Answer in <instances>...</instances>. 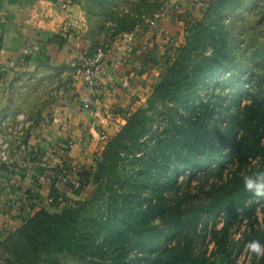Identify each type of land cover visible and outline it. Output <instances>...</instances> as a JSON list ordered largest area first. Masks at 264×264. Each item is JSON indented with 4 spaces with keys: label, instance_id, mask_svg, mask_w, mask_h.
<instances>
[{
    "label": "trees",
    "instance_id": "16d2710c",
    "mask_svg": "<svg viewBox=\"0 0 264 264\" xmlns=\"http://www.w3.org/2000/svg\"><path fill=\"white\" fill-rule=\"evenodd\" d=\"M245 2L208 0L204 17L185 16L187 36L170 57L167 49L162 54L166 62L146 104L128 112L119 130L106 137L96 165L75 169L77 163L61 158L51 167L54 172L67 167L72 177L76 170L80 186L70 184L69 190L78 196L90 191L94 181L96 189L89 198L73 201L58 178L51 180V208L28 212L21 226L0 240V264H52L58 253L77 255L84 264H134L139 259L143 264H224L247 241L264 243L258 197L244 192L241 181L244 173L264 169V91L233 73L224 14L206 18L212 8L236 9ZM150 59L157 62L155 55ZM226 81L240 83L230 98L215 92ZM244 83L248 86L241 87ZM57 146L69 149L64 143ZM32 152V160H38L39 151ZM252 160L261 163L246 168ZM227 162L235 168L224 174ZM198 172L212 176L192 191L180 177L190 180ZM104 188L110 200L101 214ZM238 215L247 227L234 241L230 230ZM207 233L214 243L209 255L198 251ZM250 264H264V258L252 255Z\"/></svg>",
    "mask_w": 264,
    "mask_h": 264
},
{
    "label": "crops",
    "instance_id": "0c3cea01",
    "mask_svg": "<svg viewBox=\"0 0 264 264\" xmlns=\"http://www.w3.org/2000/svg\"><path fill=\"white\" fill-rule=\"evenodd\" d=\"M52 7H57L53 0H0V240L21 226L28 212L51 208L46 202L50 183L42 180L50 167L61 158L93 163L105 145L101 133L113 135L126 113L145 101L161 71L150 55L161 58L167 45L164 30L177 29L179 21L176 13L161 20L162 31L149 39V50L142 49L148 28L144 20L130 42L119 31L118 41L107 43L103 62L108 76L87 108L80 99L77 61L93 45L83 32L85 10L80 0H69L67 16L77 28L82 24L72 31L65 26L66 14L60 11L56 17ZM68 141L67 152L57 146ZM36 149L40 154L34 161ZM66 194L78 196L70 190Z\"/></svg>",
    "mask_w": 264,
    "mask_h": 264
},
{
    "label": "rangeland",
    "instance_id": "374dc122",
    "mask_svg": "<svg viewBox=\"0 0 264 264\" xmlns=\"http://www.w3.org/2000/svg\"><path fill=\"white\" fill-rule=\"evenodd\" d=\"M80 2L85 10L82 13V22L85 27V31L83 32H85V36L89 39L91 44H93L90 52H94L98 47L107 46V43L111 40L118 41L117 33L119 31H129L130 28L135 26L134 24L137 21L145 20L146 17L160 7L174 3L170 15L176 13L175 16H178L177 18L180 22L178 21L177 23V29L164 30V32H170L175 40L172 45L167 44L165 46V50L167 49L166 53H168L167 56L170 57L187 36L189 22L185 21V16L189 14L190 17L201 18L206 15V10L187 11L185 8V2L183 1L184 5H180L179 0H80ZM69 8L70 7L67 8L68 10L66 9L63 11L64 14H66L64 17L65 20H68L65 26L69 29L71 28L72 31L74 29L77 31L78 28H81L80 26H82V24H79V27L77 28L76 22L74 24L70 19V16H67ZM221 13L224 14L223 22L224 28L227 31V44L235 57L236 65L233 68V73L242 76L240 77L241 80L248 81L249 85H252L256 91L262 93V91H264V0H246L244 5L239 8L229 9L224 7L217 12L212 8L206 18L207 20L209 18L215 19V17H218ZM163 60L166 62L165 57L157 59L158 67L162 68V64H164ZM243 86L246 87L248 85L245 83L241 84V87ZM238 87H240V83L237 86L236 81H226V83L222 82L221 84H217L215 92H220L221 95H226L230 98L232 94H235L234 92H236L235 90ZM94 91L95 88L91 93L95 94ZM208 95L209 93H207V96ZM146 99L137 107L145 105ZM244 101H242L241 104L244 103ZM137 107L131 109L130 112ZM101 134L104 139L108 136L105 132H102ZM102 150L100 151L102 152ZM98 156L99 153H96L92 157L93 163L90 165H96ZM260 163L259 160H252V162L246 165V168H257ZM225 165L226 168L224 174L229 168H235V164L232 162H227ZM211 176V173L203 174L198 172L195 177L190 180L187 179L186 175L181 176L180 180H183V183L185 181V183L189 185L190 190L197 191L201 184L205 183L207 180L210 181ZM97 186L98 183L94 181L90 187V191H86L77 196L75 198L76 200L73 198V201L89 198L92 190H95ZM104 191L103 201L100 205V213L104 211L106 203L110 200L108 190L105 189ZM255 202L257 203L256 215L258 226L264 228V201L256 198ZM216 225L217 227L222 225L221 216L216 218ZM246 225V219L242 218L241 215H238L234 223L231 225L230 238L234 241L241 240L243 232L247 227ZM201 239L198 241V251L204 249L206 250L207 255L211 254L214 248V243L211 241L210 234L207 233L206 236H202ZM245 244L240 253L233 258L231 263L226 262L224 264H250L252 255L246 250ZM107 247L108 246H106V248ZM2 250L3 248L0 247V259L4 257ZM134 253H136L135 250L130 251V254ZM54 261L55 262L52 264H84L77 255H69L67 253L55 254ZM134 264H143V259L136 260Z\"/></svg>",
    "mask_w": 264,
    "mask_h": 264
},
{
    "label": "built area",
    "instance_id": "2783aa9c",
    "mask_svg": "<svg viewBox=\"0 0 264 264\" xmlns=\"http://www.w3.org/2000/svg\"><path fill=\"white\" fill-rule=\"evenodd\" d=\"M183 1L185 2V8L187 11H203L208 2V0ZM53 2L62 12L69 7V0H53ZM173 5L174 4L171 3L167 6H162L145 18L144 21L148 25V28L146 31V39L142 43L143 50H149V39L156 36L158 33H160V31H162L160 28V22L171 13ZM140 25V22H137L133 29L124 33V40L126 42H130L135 39L138 34ZM163 36L167 44L172 45L174 43V37L170 32H164ZM107 49V46L98 47L94 52L91 53L84 50L79 54L77 58L78 64L81 68L83 81L82 94H80V99L84 107L88 108L92 104V90L96 87L98 83H100L101 80L108 76V72L105 69L103 62L106 58ZM67 145L68 147H71L72 141H68ZM79 166H82V164H77L75 169H77ZM75 169L74 171H72V177V175L70 174V170H68L67 167H63L57 172L52 171L50 167L48 172L44 175L45 177H42V180L48 181L50 183L51 180H53L54 178H58L61 184L65 186L62 190L66 191L71 188L70 184H73L74 187L80 186L79 178L77 176H74V173L76 172ZM53 199L54 196L49 194L46 197V202L51 203ZM58 199L63 200L61 194L58 196Z\"/></svg>",
    "mask_w": 264,
    "mask_h": 264
},
{
    "label": "clouds",
    "instance_id": "9594fccd",
    "mask_svg": "<svg viewBox=\"0 0 264 264\" xmlns=\"http://www.w3.org/2000/svg\"><path fill=\"white\" fill-rule=\"evenodd\" d=\"M243 190L255 197L264 198V169H256L241 176ZM245 248L249 254L257 258H264V243L258 239L246 242Z\"/></svg>",
    "mask_w": 264,
    "mask_h": 264
},
{
    "label": "water",
    "instance_id": "95a60500",
    "mask_svg": "<svg viewBox=\"0 0 264 264\" xmlns=\"http://www.w3.org/2000/svg\"><path fill=\"white\" fill-rule=\"evenodd\" d=\"M50 11H51V13L54 14V16H56V17L59 16V17H60L61 12H60L59 8H57V7H52V8L50 9Z\"/></svg>",
    "mask_w": 264,
    "mask_h": 264
}]
</instances>
